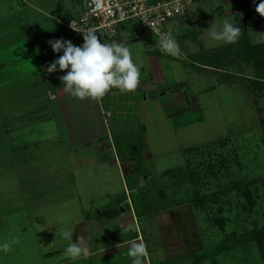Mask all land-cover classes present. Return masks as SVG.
Here are the masks:
<instances>
[{"label":"rangeland","instance_id":"obj_1","mask_svg":"<svg viewBox=\"0 0 264 264\" xmlns=\"http://www.w3.org/2000/svg\"><path fill=\"white\" fill-rule=\"evenodd\" d=\"M69 1L0 0V43L9 42L0 49V244L19 241L0 251V264H132L129 240L146 245L144 264H195L191 250L206 256L199 264H264L255 243L241 241L264 226V86L254 87L252 65L236 53L242 41L264 42V17L255 8L245 22L249 11L227 16L221 8L195 24L174 19L173 36L196 46L179 58L161 51L147 30L148 47L141 36L126 45L139 85L149 84L154 95L116 89L101 105L72 97L74 106L58 99L66 72L45 70L63 55L50 40L80 45L50 17L58 5L71 9ZM74 1L82 11L83 0ZM225 19L241 29L235 43L207 32L215 21L221 30ZM122 27L136 35L142 29ZM109 107L113 118L101 113ZM140 156L142 172L126 162ZM240 185L253 193L250 212ZM203 196L216 202L206 210L188 202ZM219 215L223 230L212 221ZM64 229L72 241L60 235ZM77 235L90 254L72 260L64 252ZM220 246L229 249L220 253Z\"/></svg>","mask_w":264,"mask_h":264},{"label":"clouds","instance_id":"obj_2","mask_svg":"<svg viewBox=\"0 0 264 264\" xmlns=\"http://www.w3.org/2000/svg\"><path fill=\"white\" fill-rule=\"evenodd\" d=\"M256 12L264 17V0L256 4ZM216 21L207 30L214 41L226 44L235 43L241 33V29L225 19L221 30H217ZM83 33V45L75 46L71 41L59 39L50 40L53 51L63 52L54 63L46 67L48 73L57 71L66 72L60 79L64 90L73 98L85 100L91 98L99 100L111 89H119L121 92H134L140 83V68L133 61L130 48L123 42L102 43L95 31L89 29ZM161 51L179 58L181 55L180 44L177 39L167 32L161 35L158 41ZM127 230H132L130 225ZM60 235L65 240L72 241L73 233L64 229ZM19 243L17 239L0 244V251L8 253L12 244ZM129 245L128 255L132 258V264H144L148 256V250L143 241H125ZM117 248L120 244L116 245ZM90 254L87 240L83 235H77L74 242H70L64 255L72 260Z\"/></svg>","mask_w":264,"mask_h":264},{"label":"built area","instance_id":"obj_3","mask_svg":"<svg viewBox=\"0 0 264 264\" xmlns=\"http://www.w3.org/2000/svg\"><path fill=\"white\" fill-rule=\"evenodd\" d=\"M193 3L194 0H83V10L63 25L74 33L79 46L84 43L81 32L91 29L105 43L115 39L127 22L140 25L160 40L164 33L174 35L169 23L188 16ZM102 113L106 118L113 116L111 109Z\"/></svg>","mask_w":264,"mask_h":264},{"label":"crops","instance_id":"obj_4","mask_svg":"<svg viewBox=\"0 0 264 264\" xmlns=\"http://www.w3.org/2000/svg\"><path fill=\"white\" fill-rule=\"evenodd\" d=\"M153 1H158V0H153ZM74 2H75L74 0H70L69 1L70 4L72 3V5H69V8H71V9H68V8L64 7L63 9L61 8V9L58 10V12L55 13L54 11L57 10L58 7L60 6V5H58L57 8L52 11V14L50 15V17L53 20H55L56 22H58L60 25L64 26L63 23L65 21L69 20L70 17L73 18L79 11V10H77V7L75 6ZM250 2H251L250 5H248V4L246 5L245 4V0H194L193 5L191 6V7H194V9L191 10V8H190L189 15L186 16L187 17L186 21H190V20H188V18H191L193 23L195 24V22H198L200 20L201 16L203 18L210 17V13L212 11L216 13V12H219V10L221 8H223V10L226 12L225 14L227 16L238 15L240 13L245 14L248 11L254 12L255 8H256V4L260 3L261 0H251ZM33 8L37 9V7H33ZM64 10H65V13L63 12ZM186 17H184V18H186ZM173 21L174 20H172L170 23H172ZM189 23H192V22H189ZM180 25H181L180 21H177L176 22V26L179 27ZM122 28H123V30H121V28L119 29V32H118L116 38L113 39V40H110L108 43L123 42V43L126 44L129 39L133 40L132 42L134 43L135 41L140 39L138 37L141 36V38L144 40V42L146 44V47H148L150 45L149 44L150 36H149V33L146 32L147 31L146 29H144V28L140 29L139 30L140 31V35H136V34H131V33L128 34V32L124 31L125 28L124 27H122ZM177 41H178V39H177ZM8 43H9L8 41L6 43L4 42L5 45H7ZM178 43L180 44L181 51H186V53H191L196 48V46L194 45L195 44L194 39H187L186 36L185 37L182 36V38L179 39ZM4 44H2V42L0 43V49H4L5 48ZM151 62H152L153 66H158L159 65V63L157 61H155L154 59H152ZM148 85L149 84H147V85H138V87H137L138 93L141 94V93H144V92L146 93V91H149L150 86H148ZM62 90L64 91V89H62ZM110 91L115 92V91H118V90L111 89ZM50 94H51V96L56 97V94L53 93L52 90L50 91ZM180 94H181V91H180ZM152 95H154V93ZM167 95L168 94L166 93L165 96L168 97ZM59 96L60 97H58V99H61L62 101H63V99L67 98V99L71 100V105H74V106L78 105V102L72 100V95L70 93H68V92H64L63 95H59ZM61 96H63V97H61ZM87 99H91V98H87ZM162 99H165V98L163 97ZM77 100H79V99H77ZM172 100H173V103H176V104L178 103L179 105H182V102H180V101H182L180 96L175 95V97L172 98ZM96 101H98L99 105H101L102 98L100 100H96ZM171 101H169V102H171ZM110 109H111V111L113 113V109L111 107L106 108V109L105 108L101 109V113L103 112V110H110ZM76 111L77 110L73 109V113L76 112ZM113 116H114V113H113ZM113 116H112V118H113ZM105 145H102V144L99 143L98 147L100 146L101 149H105ZM194 252L195 251H193V250L186 251V255L187 254L189 255V253H190V256H191Z\"/></svg>","mask_w":264,"mask_h":264},{"label":"trees","instance_id":"obj_5","mask_svg":"<svg viewBox=\"0 0 264 264\" xmlns=\"http://www.w3.org/2000/svg\"><path fill=\"white\" fill-rule=\"evenodd\" d=\"M61 9V6L58 7L57 10H55L54 12H58V10ZM72 17H70L69 19H71ZM238 52V53H237ZM243 52V56L245 55V58L247 59V61H249L248 65H252L256 78L253 79V83L255 84L254 87L257 89H261L262 86H264V42L262 43H256V44H252L251 42L245 43V41H242V43H240L239 48L236 50V53L240 56V54ZM209 169H212V166L208 167ZM238 188V191L240 194H242V197L245 198L246 203L244 205V209L247 211H252L254 205H255V199L253 196V193L251 192V190L246 186V185H240ZM190 203L195 204V208L197 210L199 209H204L206 210L207 207L205 206V204H214L216 202V198L214 199V197H201L198 201L197 198L188 201ZM209 207V206H208ZM220 213H222V209H219ZM212 218V217H211ZM213 223L215 224V226H217L220 230H223L225 228L226 225V217L219 215L216 216L212 219ZM237 241V240H236ZM241 241L244 242H249V243H255V245L258 247V251L261 255V258L264 260V226L262 227H255V229L250 230L248 232H246L245 234L241 235ZM229 242H231V238L229 239H225L222 243L223 244H229ZM232 243V242H231ZM242 244L240 243H236V245ZM227 249H229L228 246H220L218 247V251L221 253L223 251H226ZM193 259H194V263L195 264H199V262H202L203 260L206 259V256H202L199 257L198 253L196 254L193 253L192 254Z\"/></svg>","mask_w":264,"mask_h":264},{"label":"flooded vegetation","instance_id":"obj_6","mask_svg":"<svg viewBox=\"0 0 264 264\" xmlns=\"http://www.w3.org/2000/svg\"><path fill=\"white\" fill-rule=\"evenodd\" d=\"M135 92V93H134ZM133 92V95H139V93H138V91H137V89H136V91H134ZM149 94V95H151L152 93H154V91L150 88L149 89V91H146V94ZM159 94V93H158ZM140 95H144V93H141ZM163 98V97H162ZM126 162H129V164H131L135 169L136 168H138V166L140 165V168L137 170V171H140V172H142V170H140L141 169V165L143 164V159L141 158V156L139 157V160H135V159H133L132 158V160H129V161H126ZM148 179V177H147V175H143V179Z\"/></svg>","mask_w":264,"mask_h":264},{"label":"water","instance_id":"obj_7","mask_svg":"<svg viewBox=\"0 0 264 264\" xmlns=\"http://www.w3.org/2000/svg\"><path fill=\"white\" fill-rule=\"evenodd\" d=\"M253 16V12L249 11V13L246 15L244 21L246 22L248 19H250ZM140 168V165L138 166V169Z\"/></svg>","mask_w":264,"mask_h":264}]
</instances>
